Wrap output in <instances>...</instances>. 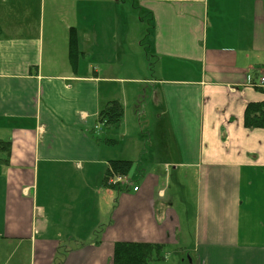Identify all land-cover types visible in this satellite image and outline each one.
Instances as JSON below:
<instances>
[{
	"label": "crops",
	"instance_id": "1",
	"mask_svg": "<svg viewBox=\"0 0 264 264\" xmlns=\"http://www.w3.org/2000/svg\"><path fill=\"white\" fill-rule=\"evenodd\" d=\"M136 42L153 78L128 73ZM261 75L264 0H0V264H112L119 241L264 264V128L243 124ZM110 100L117 125L98 119ZM111 159L139 181L107 185Z\"/></svg>",
	"mask_w": 264,
	"mask_h": 264
},
{
	"label": "trees",
	"instance_id": "2",
	"mask_svg": "<svg viewBox=\"0 0 264 264\" xmlns=\"http://www.w3.org/2000/svg\"><path fill=\"white\" fill-rule=\"evenodd\" d=\"M69 55L76 56V36L72 30L69 39ZM123 115L119 101L110 100L98 114V119L106 124L117 125ZM243 124L247 128H264V100L249 102L244 110ZM0 149L9 152V141H0ZM132 161L111 159L105 177L113 175L127 176ZM114 187V185H109ZM164 258V246L160 243L119 241L114 244L112 264H154Z\"/></svg>",
	"mask_w": 264,
	"mask_h": 264
},
{
	"label": "rangeland",
	"instance_id": "3",
	"mask_svg": "<svg viewBox=\"0 0 264 264\" xmlns=\"http://www.w3.org/2000/svg\"><path fill=\"white\" fill-rule=\"evenodd\" d=\"M132 1V0H129ZM134 1V0H133ZM137 11H129V14H132V18H134V16H137ZM146 25L145 24H138L136 26V30L139 31L142 29H145ZM130 49L133 52H136V56H130L128 58V73H133V75H135V73L137 72L138 75L140 74H144V76H148V78H153L155 75L153 73V65H154V60L146 59L145 56H141L140 53L141 52V47L140 45L136 42V43H131V47ZM140 54V55H139ZM136 71V72H134ZM124 72H122L123 74ZM148 117H151L152 120V124L149 125V123L147 121L141 123L142 126V137L143 135L145 136V138L143 137V141L144 144H147V146H152L153 144L156 146V142H160V138L157 140V134H159L157 132V130L154 128L155 124H156V119L151 116L149 114ZM127 158H133L135 159V155H133L132 153H127L124 155ZM152 156V154H151ZM137 165L134 164L133 167L131 168L129 175L132 176V180L134 181H139V177H138V169L136 168ZM130 176H128L130 178ZM186 177V172L185 171H180V173L178 174H174L171 177V182H170V189L175 192V198H176V203L180 204V201L183 198V189L181 186H179L178 184V180L177 178L180 179L181 182H183L184 184H186L185 178ZM191 182L187 183V186L190 188L191 186ZM188 197V196H187ZM189 198V197H188ZM180 219H181V225H182V232H184V243L187 246L191 245V239H190V231H191V227H192V219L188 216V214H183L180 212ZM178 250V249H177ZM165 252V251H164ZM185 253H180V252H175L172 249H168V254L164 255V258H161L157 261L154 262V264H196V260L195 258L191 255V257L193 258V262L186 260L185 258Z\"/></svg>",
	"mask_w": 264,
	"mask_h": 264
},
{
	"label": "built area",
	"instance_id": "4",
	"mask_svg": "<svg viewBox=\"0 0 264 264\" xmlns=\"http://www.w3.org/2000/svg\"><path fill=\"white\" fill-rule=\"evenodd\" d=\"M257 86L259 87H264V75H261L259 78H258V81L256 83ZM109 182L111 183H117L118 185L120 186H126L129 184V180L122 176V175H114L112 177L109 178ZM138 187L135 186L134 187V190H137Z\"/></svg>",
	"mask_w": 264,
	"mask_h": 264
}]
</instances>
